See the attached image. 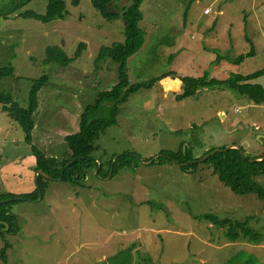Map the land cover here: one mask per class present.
<instances>
[{
  "label": "rangeland",
  "instance_id": "374dc122",
  "mask_svg": "<svg viewBox=\"0 0 264 264\" xmlns=\"http://www.w3.org/2000/svg\"><path fill=\"white\" fill-rule=\"evenodd\" d=\"M15 1L0 0V69L14 71L0 78V94L26 108L32 81L49 78L38 95L31 144L0 105V194L19 198L37 188L32 148L61 159L68 152L64 138L79 131L84 109L117 85V67L96 60L102 47L124 41V21L106 20L91 0H63L64 19L50 23L18 17L28 11L45 15L50 0H30L1 15ZM129 3L120 0L118 9ZM141 10L146 42L127 62L130 86L167 74L176 76L173 81L207 74L223 82L264 68V0H146ZM252 45L255 57L243 64L216 63L217 56L246 55ZM51 46L62 48L73 62L46 65ZM252 84L264 88V76ZM183 94L182 86L159 82L128 99L116 125L93 143L91 157L102 162L103 176L94 171L78 183L50 180L34 202L11 203L16 221L15 231L5 237L7 264H109L129 252L134 264H264V238L260 245L230 243L223 230L202 219L206 214L221 220L253 217L250 227L264 237L262 201L234 194L205 164L193 172L176 163H148L165 152L188 151L199 159L230 146L260 157L264 104L226 88L176 99ZM124 155L138 161L109 172L110 161ZM255 181L264 187V175ZM3 246L0 239V252Z\"/></svg>",
  "mask_w": 264,
  "mask_h": 264
},
{
  "label": "trees",
  "instance_id": "16d2710c",
  "mask_svg": "<svg viewBox=\"0 0 264 264\" xmlns=\"http://www.w3.org/2000/svg\"><path fill=\"white\" fill-rule=\"evenodd\" d=\"M120 0H91V4L103 18L108 21L123 19L124 21V41L114 43L110 47H102L97 64H103L110 61L117 67L118 83L111 91L98 95L94 104L87 106L80 115L79 131L73 135H67L64 141L67 144L68 152L61 159L47 158L38 150L32 148V155L35 158L33 172L43 171L45 174L53 177L55 180L62 182L78 183L84 180L89 172L96 171L97 176H103L102 162L94 160L91 155L94 151L93 143L95 139L106 132L107 129L113 127L117 123V118L122 111L123 105L128 99L136 95L142 90H151L154 85L166 78L176 77L174 74H167L160 79L151 81L149 84L130 86L127 73V62L134 55H137L146 42V33L140 27V23L144 19L141 10L146 0H130L128 6L124 9H118L117 3ZM30 0H16L8 5V9L1 13L6 15L16 12L18 9L29 3ZM77 3L76 1L73 2ZM115 6L116 10H111ZM121 10V11H118ZM18 17L31 18L43 23H50L55 20L64 19L65 2L63 0H50L45 15L36 14L28 11L19 14ZM255 57V47L252 45L248 54L240 56L236 59L224 58L217 56L216 63L226 62L235 66H239L246 59ZM73 60L68 58L62 48L59 46H51L46 50V65H58L67 67ZM12 68L0 69V78H8L13 76ZM264 76V68L254 74L248 76L232 75L226 81L219 82L209 80L205 74L202 78L180 79L182 82L183 95L177 96V100L185 99L188 95L196 94L199 90L208 88H226L234 91L241 97H246L256 105L264 104V88L252 84L253 81ZM49 78L43 76L36 81H32L31 88L28 93L27 107L21 108L12 101L9 95L0 94V105L3 113L7 114L13 121L19 125L23 132V140L31 144V132L34 128L33 115L38 108V95L48 84ZM207 159L200 163L203 158ZM257 160H262L257 162ZM138 161L136 157L124 155L119 157L114 163L110 161L109 172L117 171L119 167L129 166L132 162ZM151 165H165L167 163H176L181 166L184 171L192 169L194 172L198 165L205 164L211 168L213 175L217 176L219 182L234 194L238 196L255 195L258 200L264 203V187L257 184L255 177L264 175V152L260 157L250 158L242 150H225L213 149L206 152L201 158L195 159L191 153L182 150L178 153L165 152L161 157L150 159ZM184 164V165H183ZM113 171V174H114ZM50 181L42 175L37 176L36 186L32 193L18 195L21 201H34L38 197V193H42L45 189L46 182ZM9 193L1 194L0 201L8 198L16 197ZM12 201L7 204L0 205V236L3 235L2 228L4 223L8 225L9 232L15 231V217L10 213L8 207ZM202 219L208 221L217 229L223 230V237L230 243H237L244 240L248 244L260 245L263 241V235L257 230L250 227L253 217H247L244 221L233 219H219L213 214H206ZM6 244L0 252L1 264L6 262ZM109 264H134L132 262V254L122 253L109 261Z\"/></svg>",
  "mask_w": 264,
  "mask_h": 264
},
{
  "label": "water",
  "instance_id": "95a60500",
  "mask_svg": "<svg viewBox=\"0 0 264 264\" xmlns=\"http://www.w3.org/2000/svg\"><path fill=\"white\" fill-rule=\"evenodd\" d=\"M170 83H173L174 87H180V86H182L181 80H175V81H173L170 78H166V79H164V80L161 81V85L163 87H167ZM225 150H240V149L236 148V146H230V148H227ZM206 159H207V157L206 158H203L201 160V162L205 161ZM261 161L262 160H257V162H261ZM37 172L38 173L36 174V178H37L38 175H42V176H44L45 178H47L49 180H55L53 177L45 174L43 171H37ZM12 200H20V199L19 198L5 199V200L0 201V204L8 203V202H10ZM30 202H34V201H30Z\"/></svg>",
  "mask_w": 264,
  "mask_h": 264
},
{
  "label": "flooded vegetation",
  "instance_id": "af4514ba",
  "mask_svg": "<svg viewBox=\"0 0 264 264\" xmlns=\"http://www.w3.org/2000/svg\"><path fill=\"white\" fill-rule=\"evenodd\" d=\"M6 194V193H5ZM9 194H11V193H9ZM1 195V194H0ZM13 198H15V197H13ZM13 198H8V199H13ZM19 199L20 200H12V201H21V198L19 197ZM5 200V199H4ZM2 201V200H1ZM12 201H10V202H12ZM10 202H8V203H10ZM4 204H7V203H4ZM0 205H2V204H0ZM4 228H2L1 230H2V233H3V235L2 236H0V239L2 240V241H4V246L7 244L6 243V241H5V237L8 235V234H12L13 232H9V227H8V225L7 224H5L4 223ZM8 245V244H7ZM3 246V247H4Z\"/></svg>",
  "mask_w": 264,
  "mask_h": 264
},
{
  "label": "built area",
  "instance_id": "2783aa9c",
  "mask_svg": "<svg viewBox=\"0 0 264 264\" xmlns=\"http://www.w3.org/2000/svg\"><path fill=\"white\" fill-rule=\"evenodd\" d=\"M210 12V9H205L204 10V13H209Z\"/></svg>",
  "mask_w": 264,
  "mask_h": 264
},
{
  "label": "crops",
  "instance_id": "0c3cea01",
  "mask_svg": "<svg viewBox=\"0 0 264 264\" xmlns=\"http://www.w3.org/2000/svg\"><path fill=\"white\" fill-rule=\"evenodd\" d=\"M34 164H35V159H34ZM31 190H33V188H32V187H30V189H29V192H31Z\"/></svg>",
  "mask_w": 264,
  "mask_h": 264
}]
</instances>
